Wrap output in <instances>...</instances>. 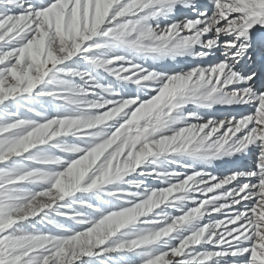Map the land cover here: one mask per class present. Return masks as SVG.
<instances>
[{"label": "snow or ice", "instance_id": "obj_1", "mask_svg": "<svg viewBox=\"0 0 264 264\" xmlns=\"http://www.w3.org/2000/svg\"><path fill=\"white\" fill-rule=\"evenodd\" d=\"M0 264H264V0H0Z\"/></svg>", "mask_w": 264, "mask_h": 264}, {"label": "bare ground", "instance_id": "obj_2", "mask_svg": "<svg viewBox=\"0 0 264 264\" xmlns=\"http://www.w3.org/2000/svg\"><path fill=\"white\" fill-rule=\"evenodd\" d=\"M188 15H191V13H188ZM219 58V57H217ZM191 63L195 64L197 61H192ZM215 114L217 115H226L230 112L235 113L240 111L238 108H227V107H217L216 109L213 110ZM209 171H212L214 174H219L223 175L228 171V166L223 164V163H218L216 166L213 168L208 169Z\"/></svg>", "mask_w": 264, "mask_h": 264}, {"label": "rangeland", "instance_id": "obj_3", "mask_svg": "<svg viewBox=\"0 0 264 264\" xmlns=\"http://www.w3.org/2000/svg\"><path fill=\"white\" fill-rule=\"evenodd\" d=\"M154 186H162V185H154Z\"/></svg>", "mask_w": 264, "mask_h": 264}]
</instances>
